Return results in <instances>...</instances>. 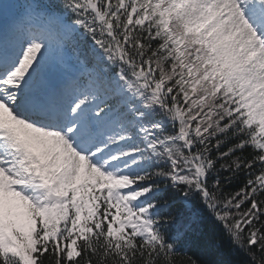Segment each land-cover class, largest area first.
<instances>
[{
    "label": "snow or ice",
    "instance_id": "obj_1",
    "mask_svg": "<svg viewBox=\"0 0 264 264\" xmlns=\"http://www.w3.org/2000/svg\"><path fill=\"white\" fill-rule=\"evenodd\" d=\"M0 264H264V0H0Z\"/></svg>",
    "mask_w": 264,
    "mask_h": 264
}]
</instances>
